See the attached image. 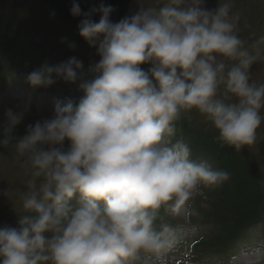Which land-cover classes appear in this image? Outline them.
<instances>
[{
    "label": "clouds",
    "instance_id": "1",
    "mask_svg": "<svg viewBox=\"0 0 264 264\" xmlns=\"http://www.w3.org/2000/svg\"><path fill=\"white\" fill-rule=\"evenodd\" d=\"M137 6L113 22L111 5L82 12L73 0L79 35L99 61L87 71L75 56L45 62L26 83L78 84L79 102L56 100L52 118L29 124L20 138L31 103L6 110L0 146L25 158L31 179L18 227H0V264H166L164 254L195 229L157 227L161 210L198 215L190 202L200 186L229 179L173 143L182 113L198 110L237 152L256 142L264 84L251 82L250 69L264 59V35L245 46L231 0L214 10L205 0Z\"/></svg>",
    "mask_w": 264,
    "mask_h": 264
},
{
    "label": "rangeland",
    "instance_id": "2",
    "mask_svg": "<svg viewBox=\"0 0 264 264\" xmlns=\"http://www.w3.org/2000/svg\"><path fill=\"white\" fill-rule=\"evenodd\" d=\"M233 1L236 0H231L232 3ZM241 1H248V5L245 3L247 5L246 11L240 14V3L237 1L236 8L232 9V12L240 14L239 29L241 26V31L238 32V36L248 47L259 38L257 35H264V0ZM39 2V0H0V125L5 122L7 109L11 108L18 111L23 104L31 103L30 112L26 114L23 122L16 129L15 135L18 138L26 134L29 124L34 125L38 120L52 118L56 100L71 98L78 103L83 95L78 84H69L63 80H57L50 87L33 89L26 83V77L31 71L41 67L45 62L55 65L67 61L73 56L83 62L84 69L87 71L91 63L98 62L100 59L97 55V49L91 47L79 35L77 29L65 25L51 11L50 13H46L44 9L40 11L38 9ZM141 2L152 5L155 0H141ZM220 2H224V0H220ZM205 4L209 10H214L219 6V0H205ZM137 10V0H132L131 14ZM31 17L37 19L41 25L29 24ZM49 18L53 20H49ZM70 44H74L75 48H70ZM141 67L147 71L150 65H141ZM250 75L251 82L264 84V59L252 65ZM52 95H59V98ZM71 96H76L77 99ZM261 115L264 117V109H261ZM179 121L193 132L209 139L218 150L223 148L229 153V157L232 151L240 153L249 147L245 146L237 152L234 148L222 144L217 139L218 131L212 122L196 109L182 113ZM263 134L264 126L261 129V136ZM2 138V130H0V139ZM261 144L260 141L256 140L253 145L254 148H261ZM65 147H67V143ZM190 158L198 162L194 157ZM24 160L25 158L19 156L12 145L5 148L0 146V227H18V215L26 214L22 207L21 196L28 190L27 181L31 179V169L30 166H25ZM257 160L264 161V155L257 158ZM263 174L264 163L257 168L254 177L260 181L263 179ZM213 187L201 185L194 196L195 198L199 194H203L196 201V205L204 209V211L199 212L201 222L206 221L214 204L213 202L216 201V197L210 196ZM249 196L252 198L254 193ZM262 196L264 200V192H262ZM262 206L264 212V203ZM225 210L226 207L218 215L222 216ZM226 214L233 217L232 220L237 219V210H227ZM254 214H257V212ZM251 216L253 215H248L247 218ZM187 218L188 216L171 217V225L181 224L191 229L192 227H188L191 226V223L186 222ZM247 218L244 217L242 220L246 221ZM230 224V222H226L227 226ZM219 227L215 224L207 226L210 233H208V239L201 242L203 247H200L197 251V264H230V256L237 253L244 254L245 258L239 257L236 262L232 261L233 264H245L255 261V258H252L251 255L255 253L253 249H261L258 246L263 244V242L258 241L260 239V229H264V222H261L257 233H251L248 240H245L248 237L247 230L240 231V236L233 242L234 244H226L228 239L232 238L234 230L229 232L227 237L226 234L218 235L219 232L222 233L225 230ZM205 233H197V235L191 232L184 238V241L182 240L176 247L167 251L164 255L171 260L170 264L176 261L173 260L172 256L176 255L178 258H183L187 254V250L179 252L184 243L188 249L189 243L185 239H192L195 237L194 235H197L195 239H199ZM220 235L225 240H219ZM256 254L262 259V255L257 252ZM235 256L238 257V255ZM166 264H169L168 260H166Z\"/></svg>",
    "mask_w": 264,
    "mask_h": 264
},
{
    "label": "water",
    "instance_id": "3",
    "mask_svg": "<svg viewBox=\"0 0 264 264\" xmlns=\"http://www.w3.org/2000/svg\"><path fill=\"white\" fill-rule=\"evenodd\" d=\"M83 1V0H82ZM82 1L80 2V4L82 3ZM105 0H90V2H92L93 4H97V7L103 3ZM107 2L110 3V5L112 6H119L118 8H120V17L121 19L124 18L127 9H128V5L130 0H106ZM47 3H49L52 8L63 18L65 19L69 24L73 25V26H78L79 23H76L75 21L71 20V18L67 15V11L64 8V1L61 0H46ZM67 14H65V13ZM118 13V11H117ZM98 19H100L99 15H94L93 16V20L98 22Z\"/></svg>",
    "mask_w": 264,
    "mask_h": 264
},
{
    "label": "bare ground",
    "instance_id": "4",
    "mask_svg": "<svg viewBox=\"0 0 264 264\" xmlns=\"http://www.w3.org/2000/svg\"><path fill=\"white\" fill-rule=\"evenodd\" d=\"M63 1L65 3L64 4L65 5L64 8L66 9L68 14L65 13V12L64 13L67 14L70 18L77 19V20L81 21L82 17H73L71 15V8H72L73 0H63ZM75 2L78 3L80 5V7H81V4H80L79 0H75ZM111 19H112L113 22H116V18L114 16H111ZM257 253H259L261 255L260 252H257Z\"/></svg>",
    "mask_w": 264,
    "mask_h": 264
}]
</instances>
